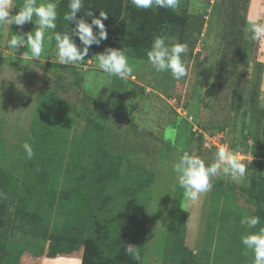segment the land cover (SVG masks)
<instances>
[{
    "label": "rangeland",
    "instance_id": "obj_1",
    "mask_svg": "<svg viewBox=\"0 0 264 264\" xmlns=\"http://www.w3.org/2000/svg\"><path fill=\"white\" fill-rule=\"evenodd\" d=\"M56 2L55 31L63 32L65 0ZM23 3L13 0L11 14ZM188 12L189 74L180 81L150 69L147 52L157 36L138 49L123 15L105 24L107 40L79 65L59 64L54 40L39 60H23L27 49L14 54L7 41L35 25L0 26V182L7 197L0 199V264H82L84 244L62 250L52 238L84 241L102 232L108 246L121 239L139 247L141 264H252L240 237L264 227V165L255 167L245 152L252 134L255 150L264 151V38L253 42L243 28L242 38H229L240 41L234 53L223 32L232 17L235 28L245 14V24L257 16L264 22V0H190ZM109 47L127 48L135 79H107L97 68L94 56ZM222 144L247 164L246 179L218 174L198 201L186 199L171 164L183 151L210 164ZM35 215L39 228L26 220ZM245 215L261 223L248 229L240 223Z\"/></svg>",
    "mask_w": 264,
    "mask_h": 264
},
{
    "label": "clouds",
    "instance_id": "obj_2",
    "mask_svg": "<svg viewBox=\"0 0 264 264\" xmlns=\"http://www.w3.org/2000/svg\"><path fill=\"white\" fill-rule=\"evenodd\" d=\"M138 9L163 8L176 12L180 7V0H131ZM69 11L63 19L74 23V27L63 32L55 31L57 24V2L56 0H24L20 10L11 14L13 0H0V26L16 25L22 29L26 24H34L31 32L12 34L7 41V47L15 54L20 47H25L22 59L32 58L39 60L45 52L46 46L55 41L57 62L62 65H79L85 61L90 48L99 46L102 41L107 40L108 33L103 21L108 19V14L101 11L99 18H95L91 10L85 11L84 15L91 18L89 23L84 18H77V14L83 8V0H69ZM35 22H33V18ZM97 31L94 32L93 29ZM244 31L253 42L264 38V22H259V16L255 20H248ZM76 38L80 46L76 43ZM127 48H106L102 53L94 57L97 68L107 79L117 77L121 80L135 79L133 67L126 55ZM189 49L186 43H180L178 39L161 35L154 38L150 50L147 52L150 69L157 73H170L172 78L180 81L189 74V64L185 59ZM90 60V59H89ZM88 61V60H87ZM28 159H32L35 152L32 146L25 142L22 145ZM171 170L175 174V181L184 190L186 199L196 202L201 195L213 188L212 179L218 174L230 178L235 183H241L246 179L247 164L231 149L228 144H222L215 152L214 162L208 164L206 161L189 151L182 154L171 164ZM6 194L0 191V199H6ZM241 225L248 229L255 228L261 223L259 216L245 215ZM240 241L245 248L244 255L252 253V264H264V227L256 232H248L241 235ZM125 251L132 256L137 264H141V253L137 246L129 244Z\"/></svg>",
    "mask_w": 264,
    "mask_h": 264
},
{
    "label": "trees",
    "instance_id": "obj_3",
    "mask_svg": "<svg viewBox=\"0 0 264 264\" xmlns=\"http://www.w3.org/2000/svg\"><path fill=\"white\" fill-rule=\"evenodd\" d=\"M184 1V3H181L182 5H180L181 7H179V10L174 12L171 9L163 8H152L147 10L138 9L132 5L131 0H83V8L77 14V18H84L90 23L91 18L84 15L85 11L91 10L95 18H99V13L103 11L108 14V19L103 21L104 24L111 26L115 24V22L123 15L126 19L124 21L127 22L129 27V36L132 38V44L139 46L138 49H140V46L146 47L150 45L154 36L167 34H173L174 38L178 39L180 43H183L185 40V34L187 36V25L188 20L190 19V14L188 12V3L190 0ZM68 5L69 0H65L60 23L66 26V29L68 26L69 29H71L75 26L74 23H70L68 25V22L63 19L65 13L69 11ZM203 18L204 17L202 16L200 17L202 20ZM245 19L246 14L243 18L239 19L241 20V24L235 28L233 26L236 24L237 19L232 17L231 23H227L225 26V30L228 31L223 32L226 44H229L228 47H232V51L234 53H240V41L234 43L230 39L232 35H234L233 38L235 36L242 38ZM196 27V34L199 36L201 34V25H196ZM138 53L139 55H142V53ZM236 56L237 55H234V58L230 59L234 62V65H236V62L238 61ZM211 88L214 89V85H212ZM212 93L213 92H211L210 95ZM251 140L253 143L251 145H245V152H248V155L252 156L251 161L254 162L255 167H257V163L259 166L261 164L264 165V151L258 153L255 150L254 144L258 141V139L254 134L251 135ZM0 191H6V187L3 185V182H0ZM258 192L264 194V185L259 184ZM22 212L23 211H21V213ZM5 214L3 204L0 203V255H2L1 250L6 244L4 239L2 240L3 237L1 234V228L4 226L1 216L4 217ZM26 220L35 228L40 227L41 222L39 221L38 216L35 215L32 216L31 219ZM33 235H35V233H33ZM109 239L110 237L102 232L98 237L91 238L90 236L84 241H81L77 237L57 234V236L52 238V241L62 244V250H68L70 247V250H72L80 244H84L85 247L83 251L82 264H134L131 260L132 256L128 255L125 251V248L127 247L126 243L121 239H116L115 243L113 242V244L108 246ZM108 252H110V255H105ZM0 260L1 262L4 261V259L2 261L1 256Z\"/></svg>",
    "mask_w": 264,
    "mask_h": 264
},
{
    "label": "crops",
    "instance_id": "obj_4",
    "mask_svg": "<svg viewBox=\"0 0 264 264\" xmlns=\"http://www.w3.org/2000/svg\"><path fill=\"white\" fill-rule=\"evenodd\" d=\"M251 19V18H250Z\"/></svg>",
    "mask_w": 264,
    "mask_h": 264
}]
</instances>
